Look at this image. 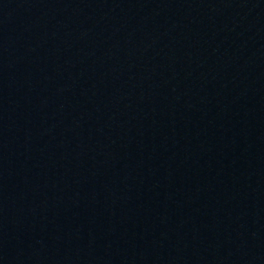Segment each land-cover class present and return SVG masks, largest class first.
Wrapping results in <instances>:
<instances>
[{
  "label": "water",
  "instance_id": "obj_1",
  "mask_svg": "<svg viewBox=\"0 0 264 264\" xmlns=\"http://www.w3.org/2000/svg\"><path fill=\"white\" fill-rule=\"evenodd\" d=\"M264 218V0H0V264H238Z\"/></svg>",
  "mask_w": 264,
  "mask_h": 264
}]
</instances>
